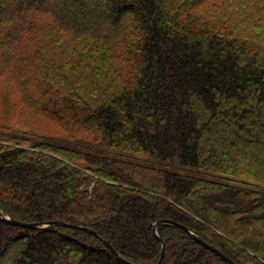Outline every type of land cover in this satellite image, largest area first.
I'll return each mask as SVG.
<instances>
[{
  "label": "trees",
  "instance_id": "1",
  "mask_svg": "<svg viewBox=\"0 0 264 264\" xmlns=\"http://www.w3.org/2000/svg\"><path fill=\"white\" fill-rule=\"evenodd\" d=\"M25 109L61 132L7 122ZM246 180L264 183V0H0L2 214L95 231L0 215V264H228L180 227L156 235L161 218L264 264Z\"/></svg>",
  "mask_w": 264,
  "mask_h": 264
},
{
  "label": "rangeland",
  "instance_id": "2",
  "mask_svg": "<svg viewBox=\"0 0 264 264\" xmlns=\"http://www.w3.org/2000/svg\"><path fill=\"white\" fill-rule=\"evenodd\" d=\"M19 116H21L22 118H20ZM23 118H27V120L22 121ZM42 119L43 118L41 116H38L34 113H31L30 110L25 109L24 111L18 110V115L16 117H14V119H12L11 121H7V122L16 125L19 123V121H22L19 124V126H23V128H24V131H22V132L30 133L32 131H37V132L47 131V129H43V128H50L52 130H55L56 132H61V131H59L58 127H56L54 124L46 122L45 120H42ZM27 129H30L31 131L27 130ZM15 132H19V131H15ZM61 142H62V144L68 146L69 148L72 147L74 149L88 150L86 145H79V144L74 145L73 144L74 141H72V140L61 141ZM89 145H90L89 151H91L92 153H97V154H102V155L108 154L109 156L127 159V156H126L127 152L125 150L106 147V146L99 144L98 141H92L91 144H89ZM123 155H125V156H123ZM131 158L134 160V162L139 163L141 165L149 166L150 168H153V169H158V168L170 169L173 171L186 173L188 175H197L199 173L200 174L204 173L203 171L193 169L190 167H182L180 165H172L169 162H160L158 160L153 159L152 157L144 156V155H141L139 153L132 154ZM204 176H208V175L205 174ZM208 177H210V176H208ZM221 180H223V178H221ZM247 181L248 180H246L244 183H246V185H249L251 188H253L255 190H262V189L264 190V183H257L256 182L254 185H252L253 182L249 181L247 184ZM93 187H94L93 183H90V184L84 185L82 187V189L84 191H87L88 194L91 195V193L94 189Z\"/></svg>",
  "mask_w": 264,
  "mask_h": 264
},
{
  "label": "water",
  "instance_id": "3",
  "mask_svg": "<svg viewBox=\"0 0 264 264\" xmlns=\"http://www.w3.org/2000/svg\"><path fill=\"white\" fill-rule=\"evenodd\" d=\"M0 215H1V217H2V219L4 221H6V222H8L10 224H13V225H18V226H23V227H32V228H43V227H47V226H50V225H58V226H63V227H72V228H77V229H81V230H86V231H89V232L95 234V231L92 230L89 227L80 226V225H76V224H70V223H67V222H64V221H61V220L47 221V222H41V223H37V222L27 223V222L19 221V220H16V219H13V218L9 217L8 215L2 214L1 205H0ZM162 223H169V224H172V225H175L177 227H180V228L184 229L195 241H197L200 245L204 246L205 248H207V249L211 250L212 252L216 253L226 263L235 264L226 254L221 252L218 248H216L215 246L209 244L208 242L204 241L201 237H199L194 230H192L188 226H186L184 224H181V223H179V222H177L175 220L168 219V218H161L158 221H156L154 223V231H155L156 235H157L156 228H157V226L159 224H162ZM104 243L108 246L110 251H112L113 253L117 254L116 250L107 241H104ZM163 250L164 249H162L161 258L163 256ZM161 258H160V260H161Z\"/></svg>",
  "mask_w": 264,
  "mask_h": 264
}]
</instances>
